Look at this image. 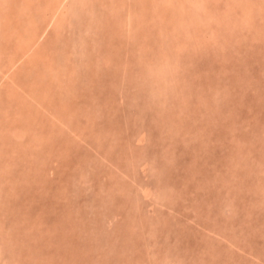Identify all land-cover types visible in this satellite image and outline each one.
Returning <instances> with one entry per match:
<instances>
[{"label":"rangeland","instance_id":"1","mask_svg":"<svg viewBox=\"0 0 264 264\" xmlns=\"http://www.w3.org/2000/svg\"><path fill=\"white\" fill-rule=\"evenodd\" d=\"M0 68V264H264V0H0Z\"/></svg>","mask_w":264,"mask_h":264},{"label":"bare ground","instance_id":"2","mask_svg":"<svg viewBox=\"0 0 264 264\" xmlns=\"http://www.w3.org/2000/svg\"><path fill=\"white\" fill-rule=\"evenodd\" d=\"M81 1V0H80ZM167 1V0H166ZM62 2V1H61ZM65 2V1H64ZM4 3V2H3ZM75 4V3H74ZM61 5V4H60ZM98 20V19H97ZM8 23V22H7ZM190 23H191V21H190ZM227 23V22H226ZM93 24H95V23H93ZM51 24H49L47 27H49ZM44 30L45 29H42V32H41V34L44 32ZM113 31V30H112ZM37 34H35V36H36ZM114 35V34H113ZM40 37H42L41 35L39 36V38ZM38 38V39H39ZM37 39V40H38ZM37 40L35 41V42H37ZM215 51V50H214ZM42 53V52H41ZM71 55V54H70ZM63 56V55H62ZM242 58V57H241ZM74 61V60H73ZM72 61V62H73ZM11 64V63H10ZM166 67V66H165ZM61 68V67H60ZM106 68V67H105ZM1 69V68H0ZM70 70H72L71 69V67H70ZM162 70V69H161ZM14 71V70H13ZM12 72V71H11ZM156 72V71H155ZM164 72V71H163ZM80 73V72H79ZM59 74V73H58ZM61 74V73H60ZM65 74V73H64ZM64 74H62V75H64ZM155 75V74H154ZM159 76V75H158ZM145 77H146V75H145ZM147 78V77H146ZM148 78H150V77H148ZM181 78V77H180ZM143 79V78H142ZM221 79V78H220ZM144 80V79H143ZM179 80H181L182 82H185L184 81V79H179ZM233 80V79H232ZM176 81L179 83V81H178V79L176 78ZM135 82H136V80H135ZM68 83V82H67ZM69 83H71L70 81H69ZM178 83H177V85H178ZM137 84V83H136ZM64 85V84H63ZM111 85V84H110ZM73 86V85H72ZM114 86V85H113ZM179 86V85H178ZM70 87V86H69ZM84 87V86H83ZM180 87V86H179ZM85 88V87H84ZM82 89V88H81ZM78 90V89H77ZM161 91V90H160ZM51 92V91H50ZM227 92V91H226ZM178 93H180V92H178ZM45 94H46V92H45ZM66 94V93H65ZM177 94V93H176ZM82 95V94H81ZM69 96V95H68ZM67 96V97H68ZM78 96H79V93H78ZM64 97H65V95H64ZM33 98V95L31 96V101H29V102H33L32 99ZM48 98V97H47ZM47 98H45L44 100H47ZM39 99V98H38ZM65 99V98H64ZM68 99V98H67ZM37 100V99H36ZM177 100H178V98H176L175 97V100H174V102H177ZM179 100H181V101H178V102H186L185 101V97L184 96H179ZM78 102V101H77ZM46 103H48V102H45V104ZM70 103V102H69ZM44 104V105H45ZM59 104V103H58ZM43 105V104H42ZM48 105V104H47ZM51 106V105H50ZM216 108V107H215ZM49 109H53V108H49ZM75 109V108H74ZM221 114H224V112H221ZM92 117L94 118L95 117V114L93 115L92 114V116L89 118L91 121H92ZM21 118V117H20ZM96 118H97V116H96ZM25 119V118H24ZM88 119V118H87ZM216 120V119H215ZM37 121V120H36ZM88 122H89V120H88ZM111 123V122H110ZM113 123V122H112ZM216 123V122H215ZM118 126V124L116 125L115 124V120H114V124L112 125V127L114 128V129H116V127ZM43 127H45V126H43ZM41 128V127H40ZM118 128H120L119 126H118ZM38 129V128H37ZM49 129V128H48ZM121 129V128H120ZM47 131V130H46ZM101 131H103V130H101ZM100 131V132H101ZM107 131H109V128L106 130V132ZM111 131V130H110ZM166 131V130H165ZM99 132V133H100ZM47 133V132H46ZM103 133V132H102ZM127 133V132H126ZM42 135H39L38 137H33V141L34 142H36V141H39V143L41 142V143H45V142H54L55 141V137L54 138H51V137H47V136H50L51 135V132L50 133H47V136H45L44 135V133H41ZM81 135V134H80ZM140 135V134H139ZM224 135V134H223ZM73 136V135H72ZM47 137V138H46ZM19 142H20V140H19ZM36 144H38V143H36ZM103 144V143H102ZM101 145V144H100ZM47 146V145H46ZM201 146V145H200ZM133 147V146H132ZM136 147V146H135ZM140 149H142V148H140ZM139 149V151H141ZM144 149V148H143ZM63 150V149H62ZM13 151V150H12ZM145 152V151H144ZM6 153V152H5ZM40 153H42V152H40ZM44 153V152H43ZM59 153V152H58ZM61 153V152H60ZM140 153H142V152H140ZM37 154V153H36ZM39 154V153H38ZM45 154H50V152H49V150H47L46 151V153ZM41 155V154H40ZM142 154H139V156H141ZM146 155V154H145ZM2 156V155H1ZM33 156H34V153H33ZM42 156V155H41ZM43 156H44V154H43ZM42 156V157H43ZM138 156V157H139ZM4 157V156H3ZM36 157H38V155L36 156ZM36 157H34V158H36ZM40 157V156H39ZM38 157V158H39ZM142 157V156H141ZM41 158V157H40ZM50 158V157H49ZM10 159V158H9ZM23 159V158H22ZM42 159V158H41ZM35 160V159H34ZM37 160V159H36ZM35 160V161H36ZM40 160V159H39ZM43 160H44V158H43ZM46 160V159H45ZM12 161V160H11ZM38 161V160H37ZM5 163V162H4ZM34 163V162H33ZM40 163V162H39ZM10 165V167L12 166V163H9V164H7L6 166H5V168H2V170L4 171H6V170H8V172L9 171H11V173H12V170H14V169H12V168H14V167H12L11 169H10V167H8ZM37 165V164H36ZM166 165V164H165ZM38 166L39 167H41L40 166V164H38ZM37 168V167H36ZM33 169H35V168H33ZM42 169H44V167H42ZM67 169V168H66ZM19 171V170H18ZM35 171V170H34ZM38 171H39V169H38ZM258 171H263V170H261V169H259ZM7 172V171H6ZM14 173H15V171H13ZM41 172V171H40ZM163 172V171H162ZM10 173V174H11ZM17 173V172H16ZM22 173H23V171H22ZM3 174V173H2ZM7 174V173H6ZM24 174V173H23ZM22 174V175H23ZM38 174V173H37ZM190 174V173H189ZM4 175V174H3ZM25 175V174H24ZM34 175V174H33ZM186 175H188V174H186ZM13 176H16V175H13ZM18 176V175H17ZM191 177L193 176V175H190ZM257 176H259V175H257ZM7 179H8V177L7 176H5ZM10 177H11V175H10ZM215 177V176H214ZM12 178V177H11ZM15 178V177H14ZM37 178V177H36ZM3 179H5V178H3ZM6 179V180H7ZM35 179V178H34ZM2 180V179H1ZM12 180V179H11ZM12 182H14V179H13V181ZM167 182V181H166ZM188 182H190V179H189V181ZM14 183H17V182H14ZM14 183L11 185L9 182L8 183H6V184H10V187H12L13 185H14ZM192 186L194 185V184H191ZM16 186H18L17 184H16ZM198 186V185H197ZM139 187V186H138ZM15 188V187H14ZM13 188V189H14ZM10 189H12V188H10ZM171 189V188H170ZM196 189V188H195ZM16 190V189H15ZM15 190H14V192H15ZM162 191V190H161ZM13 192V193H14ZM138 193V192H137ZM193 193V192H192ZM235 195V194H234ZM159 196H161V195H159ZM163 196V195H162ZM230 196V195H229ZM228 196V197H229ZM215 197V196H214ZM213 197V198H214ZM139 198V197H138ZM221 198H224L225 199V197H221ZM234 198V197H233ZM263 198H264V195H263ZM113 199H114V197H111L110 199H109V201H113ZM212 199V198H211ZM231 199V198H230ZM240 199V198H239ZM138 200V199H137ZM162 200V199H161ZM191 200H192V198H191ZM209 200V199H208ZM208 200H206L207 202H208ZM227 200V199H226ZM226 200H225V202H226ZM238 200V199H237ZM241 200V199H240ZM264 200V199H263ZM204 201V200H203ZM214 201V200H213ZM239 201V200H238ZM168 203H169V207L170 208H173V200L170 202V201H167ZM221 202V201H220ZM229 202V201H228ZM8 203V202H7ZM204 203H206V202H204ZM211 204L213 203V202H210ZM222 203V202H221ZM208 204V203H207ZM230 204V203H229ZM194 205V204H193ZM192 205V206H193ZM204 205V204H203ZM206 205V204H205ZM221 205V204H220ZM219 205V206H220ZM222 205H224V204H222ZM226 205H228V204H226ZM218 207V206H217ZM216 207V208H217ZM133 208H135V207H133ZM199 208V210L201 209V206H199L198 207ZM220 209H218L219 211L221 210V208L222 209H224V207H219ZM203 209V208H202ZM201 209V210H202ZM210 209H213V208H210ZM210 209L208 208V207H206L205 209H203L200 213H199V217L201 218V216L202 215H204L205 213H207L208 212V215H209V217L211 218V215L212 214H215L214 213V209H213V213H212V211L210 212ZM235 209H237V210H239V207H236ZM215 211H216V209H215ZM237 212V211H236ZM241 212V211H240ZM219 213V212H218ZM222 213V212H221ZM198 214V213H197ZM217 214V213H216ZM216 214H215V216H216ZM195 216H196V214H195ZM214 216V217H215ZM203 218V217H202ZM201 218V219H202ZM200 219V220H201ZM212 219V218H211ZM151 223V222H150ZM157 224V223H156ZM208 224H209V222H208ZM216 224H217V226H219L220 224H219V222H216ZM121 229V228H120ZM115 230L114 232H122V230ZM129 229H131V228H128V230L127 231H129ZM182 230V229H181ZM181 230H180V234L179 235H182L181 234ZM213 230H215L214 231V233L216 234V235H221L218 239L221 241V242H223V238H225L226 239V237H225V235H223L224 234V228H213ZM231 230V229H230ZM183 233H188V231H186V229L185 228H183V231H182ZM128 233V232H127ZM120 234V233H119ZM124 234V233H123ZM229 236H227V239L229 240V239H236L237 241H239V240H242V236H241V234H238V233H236V232H234V230H232L231 232H229V234H228ZM185 236H186V234H185ZM205 238H203V237H201L200 239H201V241L199 242L198 241V243H196V244H199L200 245V248L201 249H199V246L198 247H194V251H195V253H194V255H195V257L191 254V261L189 262V264H199V262L197 261V258L200 256V258L202 259V261H201V263L200 264H227L222 258L224 257V256H226L227 257V254L229 253V250L227 249V248H216V247H212V248H209V247H211V246H215V245H217L216 243H218V242H215V240L214 241H212L211 242V244L208 246V245H206V243H204V240H205V242H206V239H207V236L206 235H203ZM112 237L113 238H116V239H114V240H117L118 238L117 237H119L118 236V233H115V234H113L112 235ZM230 237V238H229ZM179 239V238H178ZM224 239V241H226ZM180 240V239H179ZM124 243V242H123ZM204 243V244H203ZM244 243V242H243ZM121 244H122V242H121ZM126 245V244H125ZM124 245V246H125ZM121 246H123V244L121 245ZM196 246V245H195ZM203 246H204V248H203ZM220 246V245H219ZM247 246V245H246ZM118 247H120V246H118ZM225 247V246H224ZM183 249V248H182ZM138 250V249H137ZM187 250V249H186ZM241 250H244V247H240V252H241ZM193 250L191 249V252H192ZM193 251V252H194ZM137 252V251H136ZM182 252V254L184 253V255H186V254H188V252L187 251H185V249L184 250H182L181 251ZM168 254H171V253H168ZM230 254H232V253H230ZM234 254V253H233ZM232 254V255H233ZM243 254V253H242ZM159 255V254H158ZM184 255H181V260L183 261V262H181V263H183V264H186L185 263V259H183L182 257H184ZM133 257V256H132ZM231 257V256H230ZM236 257V256H235ZM242 257V256H241ZM228 258H229V254H228ZM227 258V259H228ZM231 258H233V257H231ZM159 259V258H158ZM238 259V258H237ZM245 259V258H244ZM229 260V259H228ZM154 261V260H153ZM220 261H224V262H222V263H220ZM236 261V260H235ZM250 261V260H249ZM230 262V261H229ZM228 262V264H234V261H231L230 263ZM152 263V262H151ZM178 264H179V262H177ZM236 263H238L237 261H236ZM244 263H248V262H244L243 260H240V262H239V264H244ZM129 264V263H128ZM155 264H157L156 263V261H155Z\"/></svg>","mask_w":264,"mask_h":264}]
</instances>
